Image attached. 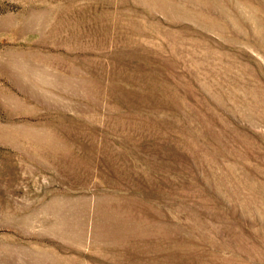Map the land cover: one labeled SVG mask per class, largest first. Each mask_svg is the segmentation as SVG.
<instances>
[{
	"label": "rangeland",
	"instance_id": "374dc122",
	"mask_svg": "<svg viewBox=\"0 0 264 264\" xmlns=\"http://www.w3.org/2000/svg\"><path fill=\"white\" fill-rule=\"evenodd\" d=\"M0 264H264V0H0Z\"/></svg>",
	"mask_w": 264,
	"mask_h": 264
}]
</instances>
